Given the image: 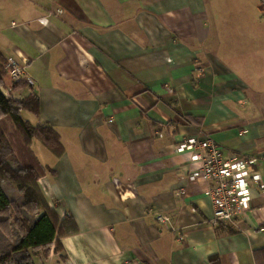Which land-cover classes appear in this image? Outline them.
<instances>
[{
  "label": "crops",
  "instance_id": "1",
  "mask_svg": "<svg viewBox=\"0 0 264 264\" xmlns=\"http://www.w3.org/2000/svg\"><path fill=\"white\" fill-rule=\"evenodd\" d=\"M0 53L27 60L10 95L39 110L21 118L64 147L30 145L47 206L76 227L35 264H264V194L252 184L250 211L212 224L174 148L210 137L264 181V0H0Z\"/></svg>",
  "mask_w": 264,
  "mask_h": 264
},
{
  "label": "trees",
  "instance_id": "2",
  "mask_svg": "<svg viewBox=\"0 0 264 264\" xmlns=\"http://www.w3.org/2000/svg\"><path fill=\"white\" fill-rule=\"evenodd\" d=\"M5 59L0 53V82L5 72ZM13 89L24 87V80L15 82ZM12 89V88H11ZM38 114V96L32 92L17 100L5 96L0 89V264H35L33 255L47 251L56 239L67 231H74L73 220L66 216L62 221L49 209L37 183L44 168L30 145L33 138L56 157L64 152L58 133L49 125H32L21 118L20 111ZM12 122L18 142L15 146L6 137L3 119Z\"/></svg>",
  "mask_w": 264,
  "mask_h": 264
},
{
  "label": "built area",
  "instance_id": "3",
  "mask_svg": "<svg viewBox=\"0 0 264 264\" xmlns=\"http://www.w3.org/2000/svg\"><path fill=\"white\" fill-rule=\"evenodd\" d=\"M26 61L25 58L21 61L6 59L4 68L12 82L28 80ZM0 89L5 96H11L10 86L0 85ZM174 148L178 152L187 153L189 163L194 166L189 172V180L207 184L206 194L213 208L212 224H232L250 211L252 184L264 194V181L256 169L257 158L230 156L210 137H184ZM113 184L120 194L124 189L133 188L131 185H123L117 179H113ZM156 218L163 224L169 220L162 214H157Z\"/></svg>",
  "mask_w": 264,
  "mask_h": 264
},
{
  "label": "rangeland",
  "instance_id": "4",
  "mask_svg": "<svg viewBox=\"0 0 264 264\" xmlns=\"http://www.w3.org/2000/svg\"><path fill=\"white\" fill-rule=\"evenodd\" d=\"M0 84L1 85H6L7 84V86H10L12 88L11 89L12 91H18L19 89L23 88V87H20V88H17V89H13V85L16 84V83L12 82L10 80V78L6 74V71L2 75V82ZM24 114L26 115V113H24ZM3 121H4L3 124L5 126L7 139H9L12 143H14L15 146H18V145H16V143L18 142V139H17V134L15 132L14 125L7 118H4Z\"/></svg>",
  "mask_w": 264,
  "mask_h": 264
}]
</instances>
